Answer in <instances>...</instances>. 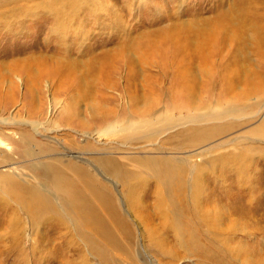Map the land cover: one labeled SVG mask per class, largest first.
<instances>
[{
    "label": "rangeland",
    "instance_id": "374dc122",
    "mask_svg": "<svg viewBox=\"0 0 264 264\" xmlns=\"http://www.w3.org/2000/svg\"><path fill=\"white\" fill-rule=\"evenodd\" d=\"M25 1L23 3L30 8L35 0ZM37 1L39 3V0ZM42 1L40 3L45 5L51 4L50 14L44 9L45 5L39 6L34 11L35 17L31 20L25 21L23 17L13 22L5 18V14L13 6L11 0H0V160L3 159L2 155L11 154L12 161L16 163L12 165L3 162L0 164V170L8 169L9 172L23 174L25 179L28 178L33 184L36 183L33 178L35 176L24 167L25 159L18 157L23 150L19 137L23 133L29 134L34 142L28 146L32 151H37L39 143L49 144L52 150L45 154H53L56 157L71 154L81 156L82 160L85 159L90 164L92 162L95 170L100 169L103 183L109 184V181L112 185H116L111 189L113 190L114 187L118 192L120 196L118 200L124 197L122 198L124 206L121 209H125V193L120 188V183L110 176L108 171L103 172L94 161L99 154H108L116 158L126 157V159H134L145 154H193L195 158L191 157L192 164L199 165L203 160L199 154H205L204 161L211 160L215 154H223L232 160L229 153L236 154L239 148L253 146L264 149V144H258L252 138L244 137L242 133L259 123L257 114H253L255 115L253 120L226 118L221 124L222 129L226 130L218 131L214 138L208 139L201 145V149L187 145L189 141H186L182 134L186 129L193 128L191 121L196 117H207L213 115L214 111H206L194 116H188V113L168 116L154 126L141 121L136 131L134 129L132 131L131 128L123 132H112V129L98 132L95 128L90 129L88 124L92 122V117L98 110L96 104L103 109L116 105V109L127 111L132 103H136L135 105L139 106V115L144 114L148 102H150V110H163L172 98L170 81L174 76L172 63L174 58L182 62V73L185 69L191 73V78L188 80L191 83L187 82V84H192L194 104L205 101L207 98L202 93L205 83L202 71L204 66L198 59L194 41L198 36L201 40L204 34L205 38L209 39L206 41L214 45L224 38L226 28L232 32L241 26L240 31L246 41L237 49V54L246 59L249 52L253 63V52L257 55L260 47L249 45L250 32L246 30L248 21L254 16L252 18L250 15V19L248 17L246 19L244 15L242 19L245 23L240 25L239 12L242 6L252 4L257 7L258 14H264V0H100L101 12L92 14L88 11L80 12L74 17L76 19L78 16L80 21L77 29L74 30H71V26L73 28L75 25L73 18L57 13V10L60 11L58 7L67 9V3H72L73 0ZM253 13H255L254 8ZM59 18L63 23L58 24ZM55 22L58 26L56 28H54ZM223 46L226 47L224 53L233 48L231 41ZM152 48L154 50L156 48V52L161 54L166 53L167 57L160 58L153 55ZM176 48L179 50L177 55L174 52ZM106 61L113 62L108 66V70L105 67ZM212 62L218 66L221 59L212 56ZM165 67L166 70H163ZM115 69L117 70L113 73L115 75L106 76L108 71ZM207 72L211 73L208 70ZM78 77L83 78L80 84L82 87L76 88L71 80H77ZM257 77L262 79L260 75ZM91 83H94V89L88 86ZM242 89L241 85L236 92H241ZM89 90L93 98L79 97L80 92L87 94ZM69 97L77 102L73 119H68L72 118L68 117ZM152 102L157 103V106L153 107ZM129 113L127 111L128 115ZM239 121L248 122L238 128L236 125L241 123ZM64 122H70L69 127ZM76 124L83 126L79 128ZM234 125L235 129L232 128ZM151 129L157 130L156 135L145 138L144 135ZM134 132H139V140H133ZM103 133L108 135H101ZM130 135L131 139L128 140ZM220 144L224 145L221 150L210 152L212 147ZM205 146L207 149L202 150ZM176 157L181 156L176 155ZM261 158L255 156L251 168L245 171L247 174L235 172L236 170H230V167L223 165L218 167V171L224 167V172L228 174L223 180L225 189L223 186L218 188V193L216 192L218 195L212 199L219 205L221 203L220 206H223L225 211L221 209L223 215L238 219L235 221L237 223H235L236 231L232 232L233 237H227L224 241L229 246L226 250L227 257L230 258L229 264H264V155ZM242 161L245 162L246 159ZM10 167L12 168L9 169ZM131 168L132 165L124 166V169ZM214 182L216 179L206 177L205 185H212ZM249 188L253 190L252 193L249 192ZM150 191L151 189L146 191L147 194L142 201L152 207ZM41 192L46 193L45 190ZM249 195L253 200H250ZM10 199L12 200L11 197L7 198ZM11 205L18 208L13 203ZM233 207L236 209L234 210ZM21 218L22 221L19 222L16 231L7 233L1 231L0 264H60L57 261L60 257L62 262L64 253L58 250L63 249L77 254L73 256L72 264H105L93 255L94 249L104 252L109 257L111 255L113 261L110 264L205 263H200L194 255L177 251L174 252L173 258H163L154 254L147 243H143L144 248L142 246L139 248L138 245L130 246L129 254L115 251L109 247V244L101 246L96 236H92L90 241L83 235L74 234L73 231L70 236L55 234L53 230L55 225L46 226V230H42L44 236L37 237L29 232L27 219ZM135 220L137 228L141 229V222ZM68 223L72 229V225ZM38 233L41 235L40 229ZM208 238H213L211 233L208 234ZM37 241L39 243L34 246ZM12 242L14 249L10 248ZM217 244L226 249L221 242ZM46 251H48L47 255H45ZM129 256L132 259H129ZM219 257L221 259V255Z\"/></svg>",
    "mask_w": 264,
    "mask_h": 264
},
{
    "label": "bare ground",
    "instance_id": "6f19581e",
    "mask_svg": "<svg viewBox=\"0 0 264 264\" xmlns=\"http://www.w3.org/2000/svg\"><path fill=\"white\" fill-rule=\"evenodd\" d=\"M24 1L11 0L13 6L5 14V18L13 22H17L18 18L23 17L25 21L31 20L35 17L34 11L39 6L44 7L45 5L40 3L43 2L42 0H39V3H37V0H32L33 6L29 8L27 4L23 3ZM50 5L49 3L44 7L48 14L52 10ZM244 6L241 7L239 12L241 17L239 24L245 23L242 19L244 15L246 19H250V15L252 18L254 16L255 19L248 21L246 31L250 32L249 45L260 47L257 55L253 52V63H251L249 52H247L246 59L239 57L237 54V49L243 46L246 41L245 36L240 31L241 26L238 30L232 29V32L226 28L224 38L220 43L214 45L209 44V41H206L208 38H205L202 33L203 36L200 35L202 41L198 36V39H194V45L198 59L201 65L204 66L202 71L205 83H203L202 93L207 98L205 101L202 100L194 104L192 84H187V82L191 83L188 81L191 78V73H188L187 69L183 70L184 73H182V62L172 56L174 58L172 59L174 76L172 75L170 81L172 98H170V103L161 110L162 112L150 110V102H148L144 114L140 115L139 106L135 105L136 103H132L131 108L127 110L130 112L129 115L124 109H116V105L103 109V107H99V104H96L98 110L93 115L92 122L88 123L90 129L95 128L98 132L107 129H112V132H123L132 128V131L133 129L136 131L141 121L144 124L147 122L154 126L168 116L186 115L187 113L188 116H194L203 114L206 111H214L213 115L196 117L191 121L193 128L186 129L182 134L186 141H189L187 145L201 149V145L208 139L214 138L218 131L226 130L222 129L221 126L226 118L253 120L255 118L253 114H257L256 118H258L259 123L257 122V125L242 133H244V137H250L258 144H264V14H258L255 5ZM66 7L67 9L58 7L60 11L57 10V13L73 18L76 26L71 23L73 25L71 30L77 29L80 21L77 18L78 16L76 19L74 17L80 12L88 11L90 14L101 12L100 0H73L72 3L68 2ZM253 8L255 13H253ZM56 23H54V28L58 27ZM61 23H63V20L59 18L58 24ZM228 41H231L233 48L224 53L226 47L223 45H226ZM151 51L157 57H167L166 53L156 52V48L155 50L152 48ZM174 52L175 55L179 54L177 48ZM212 56L221 59L218 66L212 62ZM112 64L113 62L106 61V69L108 70V66ZM206 69L211 73H208ZM117 70L106 71V76L109 77L110 75L111 77V74ZM163 70H166V67ZM259 75L262 77L261 80L257 77ZM81 78L71 80L76 88L82 87L80 84L83 78ZM93 85L94 83H91L88 86L94 89ZM241 85L243 86L242 93L236 92ZM90 90L87 93L88 96L86 92H80L79 97L93 98ZM111 103L113 104V102ZM76 104L77 102L69 97L67 110L68 117L72 118L68 119H73L74 109L77 108ZM152 106L156 107L157 103L152 102ZM247 122L243 121L237 124L236 127H242ZM64 124L69 127L70 122H64ZM76 125L79 128L83 126ZM234 127L235 125L232 126L233 129H235ZM156 133L157 130L151 129L144 136L145 138H152ZM101 135L107 136L108 134L103 133ZM132 135H134L132 138H135L133 140H139V132H134ZM125 139L123 138V140ZM130 139L131 135L128 140ZM19 142L22 143L23 150L22 154H18V157L25 159L26 165L24 167L32 176H35L33 178L36 183L33 184L28 178L25 179L23 174L9 172L8 169L0 170V234H2L1 231H4V233L16 231L17 226L22 221L21 217H25L30 230L28 231L33 236H44L42 230H46L48 225H55L53 229L55 234L62 233V236H70L73 231L74 234L83 235L90 241H92V236H96L101 246L109 244V247H112L115 251L129 254L130 246L138 245L139 248L141 246L144 248L143 243H147L154 254L163 258H173L174 252L177 251L194 255L200 263L205 262L204 264H229L230 258L227 257L226 252L229 246L224 241L227 240V237H233L232 232L236 231L235 223L237 222L235 221H238L235 218L231 219L230 215H223L224 208L220 206L221 203L219 205L212 199L215 195H218V188L223 186V180L228 174V172H224V167L221 171H218V167L223 165L230 167V170H236L235 172L243 174V172L249 171L255 156L262 159L261 157L264 155V149L246 146L239 148L236 154L229 153L232 160L223 156V154H215L211 160L204 161L205 154H199V157L203 159L202 162L200 161L201 164L193 165L191 161V157L192 159L195 158L193 154H145L134 159L116 158L115 156L114 158L108 154H99L94 161L103 169V172L104 170L108 171L109 175L120 183V188L125 193L126 208L121 209L124 206L122 201L124 197L118 200L120 196L114 188L116 185H112L109 181L110 185L103 183L100 169L96 168L95 170L92 162L90 164L89 161L82 160L81 156L71 154H62L59 157L53 154H45L52 150V146L49 144L39 143L36 148L37 151H32L28 146L34 142L29 134H21ZM248 143L250 144V142ZM223 146V144H220L212 147L210 152H217ZM206 149L205 146L202 150ZM255 152L258 154H254ZM176 155L181 157L177 158ZM2 157L0 164L5 162L16 165L12 161L11 154H4ZM71 159L77 162H73ZM243 159H246V161L243 162ZM131 165V169H124V166ZM245 174L247 173L245 172ZM206 177L216 179V182L206 186ZM112 186H114L113 190L111 189ZM242 188L244 189V187ZM148 189H151V193H148L151 194L152 207L142 201ZM41 190H45L46 193L41 192ZM249 192L252 193L253 190L250 189ZM9 197L12 200H7ZM220 198H218V201ZM249 198L252 199L250 195ZM12 203L17 205L18 208H14L11 205ZM247 203H249L248 200ZM234 213L236 212L234 211ZM134 218L141 222V229L137 228V222ZM68 222L72 225V229ZM39 229L41 235L38 233ZM209 233L213 238H208ZM217 242H221L226 249L220 247ZM38 243V241L34 243V246ZM41 245L45 246V244ZM13 247L15 246L12 242L10 248L14 249ZM58 251L64 253L62 262H60L58 255L59 260L57 262L60 264H72L73 256L77 255L66 251V249ZM45 253L47 255L48 251ZM93 253L97 260L102 263L110 264L113 261L111 255L109 257V255L97 249H94ZM218 254L221 255V259ZM129 259H132L131 256H129Z\"/></svg>",
    "mask_w": 264,
    "mask_h": 264
}]
</instances>
